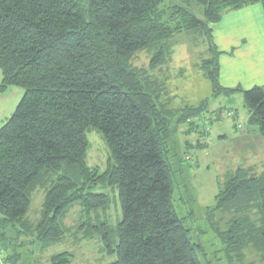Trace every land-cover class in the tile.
Returning <instances> with one entry per match:
<instances>
[{"label": "trees", "instance_id": "16d2710c", "mask_svg": "<svg viewBox=\"0 0 264 264\" xmlns=\"http://www.w3.org/2000/svg\"><path fill=\"white\" fill-rule=\"evenodd\" d=\"M255 3L264 6V0H0L1 90H25L0 129V264H25L21 249L28 244L46 248L62 242L76 206L83 237L98 235L112 252L109 225L100 220L109 197L91 190L102 183L117 186L123 213L113 233L118 259L109 264H203V245L194 241L174 203L177 172L169 143L181 125L188 126L185 133L201 125L209 131L223 109H209L204 99L183 107L174 124L172 108L157 103L160 87L142 79L132 61L158 46L153 65L176 35H204L213 53L203 62L212 96L230 94L238 89L220 85L210 24ZM193 6L202 7L201 17ZM244 97L249 123L264 135V87L246 90ZM93 129L111 154L103 173L86 159ZM245 174L238 169L224 181L218 206L234 217L256 204L262 224L255 227L247 213L229 218L228 236L221 234L227 251H239L253 237L264 242V174ZM41 186V215L32 221V197ZM71 255H53L49 264H71Z\"/></svg>", "mask_w": 264, "mask_h": 264}, {"label": "rangeland", "instance_id": "374dc122", "mask_svg": "<svg viewBox=\"0 0 264 264\" xmlns=\"http://www.w3.org/2000/svg\"><path fill=\"white\" fill-rule=\"evenodd\" d=\"M170 4L174 0H164ZM192 10L201 17L202 7L193 6ZM172 43V42H171ZM163 57L153 65L154 55L160 50L158 46L140 51L133 58V66L142 70V79L155 83L160 87L159 106L168 105L172 108L170 116L175 124L180 111L186 105H199L202 100H208L209 109L222 108L221 119L215 117L208 126L201 125L200 133L191 135L184 132L186 124L179 126L171 138L169 145L170 160L177 172V184L174 192V203L182 217L187 219L188 227L194 241L203 245V264H264V242L253 237L244 244V248L237 251L234 247L227 251L223 241L228 236L231 223L229 218H240L245 213L254 219L255 227L262 223L256 204L242 209V213L230 216L228 211L223 212L218 206L217 194L224 181L236 174V170L249 175L264 174V136L254 133L253 124L246 120L235 119L230 115V109L243 112V104L234 100L230 105L223 97L212 96V86L207 78L208 72L204 65L206 59L211 58L206 37L192 33L178 34L173 39V46L163 45ZM2 73L0 70V129L13 116L20 104L25 90L19 86H9L1 90ZM221 103V105L219 104ZM236 111V110H235ZM169 116V115H168ZM241 121V122H240ZM244 126L239 129L238 127ZM243 125V126H242ZM258 127V125H256ZM260 127V126H259ZM258 127V128H259ZM251 130V134H248ZM238 131L237 134H235ZM243 131V132H241ZM243 133V135H241ZM90 147L87 152L88 166L97 168L101 173L107 170L110 160V150L100 131H89ZM227 135L226 139L220 135ZM247 134V135H244ZM250 135V136H248ZM246 137V138H244ZM206 142V147L195 146L197 141ZM172 141L174 145L172 146ZM192 144V145H191ZM194 145V146H193ZM244 175V174H243ZM264 186V181L262 182ZM94 192L105 193L109 197V206L100 210V220L108 223L110 232L109 244L113 251H107L104 241L98 235L84 238V231L78 230L83 219L80 206L72 211L67 218V234L65 239L50 247L44 248L40 243H31L21 249L25 264H49L53 255L67 251L72 253L71 264H109L118 259L116 252L115 232L118 222L123 218L122 207L118 196L117 186L98 184ZM46 188L39 187L33 194L32 204L28 217L37 221L41 215ZM257 203V202H256ZM94 216V215H92ZM94 223H98L94 219ZM231 227V226H230ZM229 228V229H228ZM227 229V230H226ZM252 231H257L252 228ZM114 233V234H113ZM25 240V238L23 237ZM103 243V244H102ZM44 248V249H43Z\"/></svg>", "mask_w": 264, "mask_h": 264}, {"label": "crops", "instance_id": "0c3cea01", "mask_svg": "<svg viewBox=\"0 0 264 264\" xmlns=\"http://www.w3.org/2000/svg\"><path fill=\"white\" fill-rule=\"evenodd\" d=\"M210 26L213 43L218 52L220 85L227 89H238L230 94L223 93L219 98L223 97L222 99L230 105L234 104V100L241 102L245 108L243 112H238V109L235 111L232 107L230 115L238 120L245 119L251 125L249 123L251 111L246 105L244 91L254 86L264 87V6L261 3H255L228 11L220 21L211 23ZM217 109L211 108V110ZM256 125L252 126H255L252 129L254 133L258 132L264 136L259 125V128ZM238 128L242 129L244 126L241 127L240 123ZM186 130L184 129V132ZM235 132L237 134L238 131ZM192 133H200V127L199 131L193 130L188 134ZM248 134H251V130H248ZM220 137L226 139L227 135L222 134Z\"/></svg>", "mask_w": 264, "mask_h": 264}, {"label": "built area", "instance_id": "2783aa9c", "mask_svg": "<svg viewBox=\"0 0 264 264\" xmlns=\"http://www.w3.org/2000/svg\"><path fill=\"white\" fill-rule=\"evenodd\" d=\"M0 254H2L1 252H0ZM1 256V255H0Z\"/></svg>", "mask_w": 264, "mask_h": 264}]
</instances>
